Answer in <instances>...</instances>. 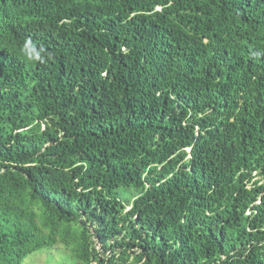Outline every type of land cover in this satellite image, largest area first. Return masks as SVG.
<instances>
[{"label": "trees", "instance_id": "obj_1", "mask_svg": "<svg viewBox=\"0 0 264 264\" xmlns=\"http://www.w3.org/2000/svg\"><path fill=\"white\" fill-rule=\"evenodd\" d=\"M57 247L264 264V0H0V264Z\"/></svg>", "mask_w": 264, "mask_h": 264}, {"label": "rangeland", "instance_id": "obj_2", "mask_svg": "<svg viewBox=\"0 0 264 264\" xmlns=\"http://www.w3.org/2000/svg\"><path fill=\"white\" fill-rule=\"evenodd\" d=\"M69 255L62 252V247L43 249L28 254L23 264H75Z\"/></svg>", "mask_w": 264, "mask_h": 264}, {"label": "clouds", "instance_id": "obj_3", "mask_svg": "<svg viewBox=\"0 0 264 264\" xmlns=\"http://www.w3.org/2000/svg\"><path fill=\"white\" fill-rule=\"evenodd\" d=\"M159 7H157V9H158Z\"/></svg>", "mask_w": 264, "mask_h": 264}]
</instances>
